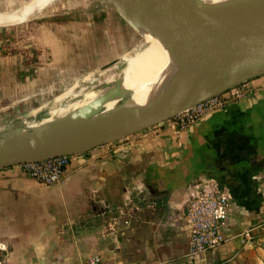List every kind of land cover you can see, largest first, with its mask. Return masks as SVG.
<instances>
[{
	"label": "crops",
	"instance_id": "1",
	"mask_svg": "<svg viewBox=\"0 0 264 264\" xmlns=\"http://www.w3.org/2000/svg\"><path fill=\"white\" fill-rule=\"evenodd\" d=\"M76 1L79 6L62 5L63 12L38 16L36 26L27 27L24 42L38 50L30 70L16 55H0V134L14 128L13 119L70 92L82 72L97 71L128 52L127 30L102 10ZM128 19L144 37L151 35ZM255 83L263 85L255 98L217 113L199 130L175 132L163 123L72 156L58 184H38L17 166L1 169L0 247L7 263L86 264L98 256L101 264H264V167L212 175L231 199L225 242L217 249L189 257V230L180 216L188 185L200 181L205 166L229 159L216 154L210 135L264 139V75ZM129 186H147L146 195L135 196L122 217Z\"/></svg>",
	"mask_w": 264,
	"mask_h": 264
},
{
	"label": "water",
	"instance_id": "2",
	"mask_svg": "<svg viewBox=\"0 0 264 264\" xmlns=\"http://www.w3.org/2000/svg\"><path fill=\"white\" fill-rule=\"evenodd\" d=\"M102 10L127 30L145 47L143 34L111 0H81ZM117 2L164 44L170 45L178 58L189 68L192 79L183 89L175 105L147 111L126 120L93 129L75 126L77 136L70 143H51L63 129L72 127L67 117L38 132L24 127L0 134V170L22 163L39 162L59 156H77L110 145L163 124L199 102L248 80L264 75V10L259 7L236 12H209L199 0H117ZM117 60L101 68L106 70ZM104 100H96L102 104ZM196 123L201 124L217 113ZM244 123V122H243ZM244 125V124H241ZM13 123L10 124V127ZM251 132L259 130L251 125ZM239 135V134H238ZM238 135L213 133L207 140L217 155L230 159L253 154ZM243 153V154H242Z\"/></svg>",
	"mask_w": 264,
	"mask_h": 264
},
{
	"label": "bare ground",
	"instance_id": "3",
	"mask_svg": "<svg viewBox=\"0 0 264 264\" xmlns=\"http://www.w3.org/2000/svg\"><path fill=\"white\" fill-rule=\"evenodd\" d=\"M52 1L54 0H30L18 11L0 14V27L22 24L33 12L40 11ZM111 1L126 17L149 31L117 0ZM199 2L209 12H236L253 7H259L260 11L264 10V0H199ZM147 43L146 47L142 44L140 52L137 50L138 53L133 56L130 54L131 57L126 59L127 64L115 83V88L99 99L104 100L102 104L95 102V94L92 92L85 94L81 101L58 110L62 119L73 118L72 127L60 131L51 143H70L77 136L74 127L78 125L93 129L178 102L183 89L192 79L191 71L170 45L164 44L156 37L147 40ZM52 124L50 119H44L40 123L26 124L25 127L32 132H38Z\"/></svg>",
	"mask_w": 264,
	"mask_h": 264
},
{
	"label": "built area",
	"instance_id": "4",
	"mask_svg": "<svg viewBox=\"0 0 264 264\" xmlns=\"http://www.w3.org/2000/svg\"><path fill=\"white\" fill-rule=\"evenodd\" d=\"M262 87V84L255 83V78L239 83L199 102L165 123L174 126L175 132H185L211 114L252 98L263 89ZM71 157L59 156L39 162L22 163L17 167L22 175L34 182L52 186L58 184L66 175ZM140 194H142L141 186H129L125 189L123 204L119 208V214L122 217L128 216L126 209L132 204L133 199H136L135 196ZM188 195L189 200L184 205L180 216L189 230L188 256L195 257L215 250L225 242L222 229L226 226L230 214L231 199L214 180L192 183ZM246 236L248 235L246 234L244 238ZM0 264H8L2 247H0ZM86 264H101V259L98 256H92Z\"/></svg>",
	"mask_w": 264,
	"mask_h": 264
},
{
	"label": "rangeland",
	"instance_id": "5",
	"mask_svg": "<svg viewBox=\"0 0 264 264\" xmlns=\"http://www.w3.org/2000/svg\"><path fill=\"white\" fill-rule=\"evenodd\" d=\"M28 1L29 0H0V14L5 15L7 13L9 14L18 11L20 7L24 6ZM67 4L70 6H79V3L76 0H54L40 11L33 12L24 23L16 24L13 26L0 27V40L2 39L4 42H6V44H4L3 41L2 44L0 43V55H4L6 53L16 55L18 58H20L22 64L26 66V69L30 70L32 68L31 66H34L35 64L33 59L36 58V56L38 55V50L35 46H27L26 42H24L25 36L27 35L26 32L28 31L27 29H29L27 27H33L34 25L36 26V17L38 16L40 17L45 14L47 15L51 12H63V9L60 8L62 5H64L63 8H65ZM129 36L130 47L129 50H126L128 52H126V54H124L123 56H121V54L118 55L120 58L117 59V62L114 65L102 71L101 68H99V70L93 71L92 73L88 74L82 72L79 76V79L76 81L75 87L70 92L60 97H57L56 99L50 98L48 102H45V105L40 111H36L32 113V115L27 114L25 118L13 119L12 127L22 128L26 124H29L31 122L40 123V121L44 119H50L52 122H57L62 119L61 116L59 117L60 114L58 113V110L60 108H67L75 102L81 101L85 94L92 92L95 94V100L98 101L101 97L105 96L107 93L113 90L115 88V83L121 76L122 71L127 64L126 59L131 57L130 54H132L133 56L136 53L140 52L143 47H145L130 33ZM155 37L156 36L151 33L149 37L145 36V39L147 41ZM8 40H10V43H8ZM120 52L121 51L118 50V53ZM112 55L114 57V54ZM1 113L2 110H0V115ZM7 121L9 120L7 119Z\"/></svg>",
	"mask_w": 264,
	"mask_h": 264
},
{
	"label": "flooded vegetation",
	"instance_id": "6",
	"mask_svg": "<svg viewBox=\"0 0 264 264\" xmlns=\"http://www.w3.org/2000/svg\"><path fill=\"white\" fill-rule=\"evenodd\" d=\"M255 96H253L251 99L255 98ZM239 137L242 139V136H239ZM241 142L247 145V147L249 148L251 152H253V154L249 152L247 153L246 151H244L245 157L242 156L240 158H235V159H230V157H228L229 158L228 160L223 159L222 161L214 163V165H209L207 167L205 166V169L201 171L199 180L200 181L214 180L212 178L213 177L212 175L214 173L220 176H224V174H229V173L244 174V173H248L250 169H253V168L255 169L263 168L264 167V139H259L255 143L250 142L248 140L244 141L242 139ZM194 181H198V179ZM194 181H192L188 185V187L191 186V184ZM146 189H147V186L142 187V194L146 195Z\"/></svg>",
	"mask_w": 264,
	"mask_h": 264
}]
</instances>
